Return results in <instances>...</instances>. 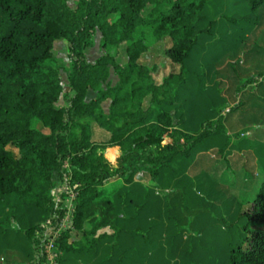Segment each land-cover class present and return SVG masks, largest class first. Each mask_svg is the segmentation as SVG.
Wrapping results in <instances>:
<instances>
[{
    "label": "trees",
    "instance_id": "obj_1",
    "mask_svg": "<svg viewBox=\"0 0 264 264\" xmlns=\"http://www.w3.org/2000/svg\"><path fill=\"white\" fill-rule=\"evenodd\" d=\"M212 3L0 0V264H46L42 226L63 217L70 192L72 228L58 238L59 264H179V258L184 264H264V157L254 167L249 152L239 154L234 172L225 153L231 143L225 122L251 109L240 100L223 112L218 89L205 102L204 74L191 65L204 42L220 40L217 15L208 12ZM240 4L242 22L255 27L253 10L264 0L233 6ZM97 34L100 56L89 62ZM165 39L164 57L176 70L157 81L159 65L141 58ZM60 40L67 68L54 54ZM238 83L239 92L254 84L263 92L264 73ZM90 91L94 96L86 100ZM185 99L194 102L192 109ZM92 125L107 137L93 139ZM255 131L250 127L236 139L247 141ZM218 138L223 145L213 158L234 175L226 193L235 207L222 215L221 206L199 198L202 218L189 205L190 186L167 179L197 169V154ZM109 147L111 159L120 152L114 163L104 155ZM208 225L217 237L205 238Z\"/></svg>",
    "mask_w": 264,
    "mask_h": 264
},
{
    "label": "rangeland",
    "instance_id": "obj_2",
    "mask_svg": "<svg viewBox=\"0 0 264 264\" xmlns=\"http://www.w3.org/2000/svg\"><path fill=\"white\" fill-rule=\"evenodd\" d=\"M234 1L213 0L217 8L213 7V3L209 5V14L213 16L217 15V25L214 33L216 38H220V40L211 39L208 42H204L201 52L195 56L191 65L199 74H204L203 86L206 91H203V100L205 102H208V98L211 100L215 98L217 95L215 90L218 89L220 90V96L225 100L223 102L225 106L223 112L230 107L236 106L240 100L247 102L246 109H251L244 116H232L225 122L227 135L231 138V143L225 148V153L230 162L229 170L235 172L242 164V159H239V154L245 155L249 152L252 155L251 164L254 167H257L258 161L264 157V99L257 98L259 95L264 98V91H259L255 84L253 86H247L240 92L237 90L239 79L264 73V4L260 5L258 9L253 10L252 15L255 17V20L251 22V25L255 27H248L241 20V17L246 14V11H243L245 6L242 4L233 6ZM231 19L237 21L236 25L230 22ZM229 31L232 32V35L227 37L225 33ZM98 41L99 34L95 38L96 45L94 48L87 51V60L89 62H93L100 56ZM145 41H151L150 31L145 33ZM169 45V40L165 39L161 43L153 46L141 58L142 63L159 65L158 73L155 76L157 81H160L169 72L176 70L175 66L164 57V50ZM54 54L61 65L66 68L69 66L67 46L64 41L60 40L55 42ZM118 61L122 63L123 59L119 58ZM61 78L63 81H66L64 74L61 75ZM110 80L111 83L116 81L114 74H111ZM93 96L94 93L90 91L86 100H89ZM191 103L194 102L188 99L183 101L185 107L190 108L191 105L190 109L193 106ZM59 104H62V102L60 101ZM102 106L106 111L108 103H104ZM250 127L256 130L254 133L249 132L248 136L253 135L252 138L247 139V141L244 140L245 137L236 139V134L240 132L246 133ZM36 128L40 131L47 132L40 123L36 124ZM92 133L93 139L95 140L102 139L99 135H105L106 137L108 135L104 130L96 126H93ZM222 145L223 138L210 141L208 146L197 154L200 160V166L197 169H188L185 173L174 174L171 178L167 179V182L172 183V186H175V182L178 181L187 183L190 186L192 195L189 205L195 206L194 210L196 215L204 214L202 218H206L207 216L205 210L196 207L199 198H203L205 202H212L221 206L223 210L220 213L222 215L225 210L230 212L229 210L235 207V203H231V194L226 193L230 181L234 179V175L231 171L225 170L222 163H216L220 162L216 156L213 158L214 150ZM110 149L111 147L105 150L104 155L106 159L114 163V160L119 156L120 152L118 149L114 151V158L111 159L108 153ZM207 169L208 171H206ZM256 172L257 170H255ZM120 186V182L116 183L114 189H118ZM168 187H161L158 190L162 193H170ZM225 200L227 201L223 204ZM230 204L231 207L229 206ZM4 214L5 211L0 208V222L3 220ZM209 228L212 229L210 225L205 229V238L209 239L211 237L213 239L215 238L212 237L213 234L217 237L218 233L214 230L215 228L212 230ZM1 245L3 246V244ZM7 246H9L10 250L19 247L18 244ZM1 248L0 246V254L2 251ZM16 256H19V254H16ZM178 263L184 264V261L179 258Z\"/></svg>",
    "mask_w": 264,
    "mask_h": 264
},
{
    "label": "built area",
    "instance_id": "obj_3",
    "mask_svg": "<svg viewBox=\"0 0 264 264\" xmlns=\"http://www.w3.org/2000/svg\"><path fill=\"white\" fill-rule=\"evenodd\" d=\"M75 199V193L70 192L69 196L65 200L66 212L60 219H55L53 222L46 221L42 226L43 249L42 254L46 261V264H59L60 251L58 250V238L62 231L72 228V213H73V201Z\"/></svg>",
    "mask_w": 264,
    "mask_h": 264
}]
</instances>
